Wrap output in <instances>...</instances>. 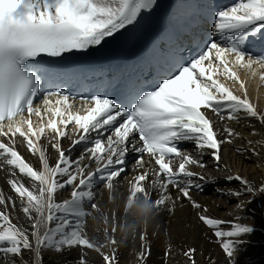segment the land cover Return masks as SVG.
I'll return each mask as SVG.
<instances>
[{
	"label": "snow or ice",
	"instance_id": "6c2138e0",
	"mask_svg": "<svg viewBox=\"0 0 264 264\" xmlns=\"http://www.w3.org/2000/svg\"><path fill=\"white\" fill-rule=\"evenodd\" d=\"M158 6V0H0V137L4 138L0 139V168L8 166L12 177L8 181L10 189L19 199L32 228L29 232L13 223L8 203L0 192V205L4 206L0 208L2 264H28L23 259L25 251L32 253L33 264H42L43 250L62 251L65 246L68 249L83 246L99 252L101 246L84 231L89 213L83 201L94 198L91 191L94 177L106 186L112 185L124 171L116 165L124 164L129 151L146 153L158 166L152 170L153 184L165 194L154 201L157 207L170 200L166 193L172 186L194 209L206 213L208 209L191 195L193 190L203 191L201 181L205 178L189 167L205 165L178 144L193 142L196 157L202 156L204 150H211L209 155L218 166L221 145L232 143L239 135L228 122L255 118L264 123V114H259L248 100L235 95L217 78L223 75L240 82L233 66L264 68V53L254 55L246 47L257 42L264 44V0H238L221 9H216L211 0H203L194 11L193 19L210 21V36L203 47L194 41L196 51L187 63L182 57H174L167 67L158 71L152 90H147L145 82L129 88L120 102L97 92L74 106L77 97L64 90L71 69L50 58L67 59L65 54L88 53L121 30L148 20ZM42 84L47 87L42 89ZM240 86L243 88V83ZM38 93L49 116L46 123L44 113L33 105ZM32 116L39 117L38 127H34ZM219 122H225L223 132L219 127L214 128ZM70 124L73 125L71 133L67 130ZM46 130L52 135L46 136ZM107 132L111 135L105 139ZM17 134L22 138L20 141L16 140ZM73 134L78 137L73 147L81 142L85 145L75 161L71 159V149H62L60 144L61 139H71ZM41 138L58 153L55 167L48 165L46 147H37ZM17 143L33 156L39 154L43 171L32 167L17 150ZM86 155L95 162L94 171L85 166ZM137 162L143 166L141 157H137ZM57 176L67 177L66 182L62 183ZM233 179L241 187L226 192L221 189V195L239 198L264 193V184L253 189L240 176L229 177V182ZM147 180L148 172L136 178L131 187L133 197L139 194L150 198L143 183ZM66 185H77L78 190L72 191L67 202L56 203L57 190ZM12 207H15L14 201ZM91 207L97 209L95 203ZM237 207L243 208L245 204L239 201ZM198 219L218 238L225 264H238V254L250 243L247 237L257 229L204 214H198ZM52 222L54 226L49 227ZM224 225L229 230H222ZM84 256L82 251L78 264H87ZM104 260L108 262L110 257L104 255Z\"/></svg>",
	"mask_w": 264,
	"mask_h": 264
},
{
	"label": "bare ground",
	"instance_id": "6f19581e",
	"mask_svg": "<svg viewBox=\"0 0 264 264\" xmlns=\"http://www.w3.org/2000/svg\"><path fill=\"white\" fill-rule=\"evenodd\" d=\"M234 71L240 82L233 81L229 86L227 78L224 84L228 85L235 95L248 100L259 114H264V80H260V74H250L246 70L238 69ZM240 83H243V88ZM224 123L219 122L215 127H219L223 132ZM228 124L239 135L233 138L232 143L221 145L223 153L218 166L214 159L210 158L211 150H204V154L200 157H196L194 150L189 152V155L199 158L205 165L203 168L189 167L193 172L200 173L205 178L201 181L204 184L203 191L193 190L191 195L193 200L208 209L206 213L202 209H194L187 199L179 196L178 191L169 186L166 194L170 196V200L158 207L160 215L156 222L146 231L138 233L134 240L130 239L126 246H121L118 242L119 234L113 229L118 228L122 222L124 204L130 196L133 197L131 187L136 182L137 176L115 178L111 186H106L103 181L94 177L91 188L94 198L92 201H83L85 211L89 213L85 217L84 231L90 240L95 241L97 246H101L100 251L86 249L83 246H73L70 249L65 246V250L62 251L43 250L42 264H78L82 251L85 253L84 259L87 264H225L226 257L222 251V245L218 242V238L214 237L213 230L199 221L198 214L255 227L257 230L247 237L250 243L247 244L246 250L238 254V264H264V193L245 194L236 198L221 195L220 192L221 189L226 192L230 189L238 190L241 187L235 179L229 182V177L240 176L247 180L253 189H258L264 184V123L255 118H243L239 123L228 122ZM50 135L52 133L46 130V136ZM21 139V137H16L17 141ZM42 141L46 143L43 142L41 147L38 142L37 147H46L48 165L55 167L58 153L45 138H42ZM67 145L65 149L70 147ZM16 148L35 170L43 171V163L39 159V154L33 156L20 143H17ZM80 155L81 152L71 151V159L74 161ZM204 158H210L211 161L203 162ZM84 163L89 171L95 170V163L90 161L87 155ZM214 167L217 169L210 170ZM205 168L207 170H204ZM145 172H148V180L143 182L144 186L150 193V199L155 201L165 193H161L159 188L154 186L153 171L145 168L143 174ZM11 178L8 166L0 168V192H3L8 203V212L13 223L31 232V222L23 213L16 194L10 189L8 181ZM56 179L64 183L67 177L57 176ZM25 184L28 186L27 178H25ZM77 185H66L58 189L55 202L65 203L70 200L72 191L78 190ZM9 197L12 199L9 200ZM13 201L15 207H12ZM239 201H242L245 207L238 208ZM92 203L97 205V209L91 207ZM3 207L0 205V208ZM131 218L129 215L128 219ZM52 226L54 222L49 225V227ZM222 230H229V228L224 225ZM113 236L116 239H111ZM30 239L34 243V238L30 237ZM190 249L194 251L185 255ZM104 255L110 257L108 262H105ZM23 259L28 264H33L31 252L25 251Z\"/></svg>",
	"mask_w": 264,
	"mask_h": 264
},
{
	"label": "clouds",
	"instance_id": "9594fccd",
	"mask_svg": "<svg viewBox=\"0 0 264 264\" xmlns=\"http://www.w3.org/2000/svg\"><path fill=\"white\" fill-rule=\"evenodd\" d=\"M131 215V219H128ZM160 215L159 208L150 198L137 194L134 198L129 199L124 204V217L118 228L114 232L119 234V243L126 246L130 239L134 240L138 233L149 229ZM111 239H116L113 236Z\"/></svg>",
	"mask_w": 264,
	"mask_h": 264
},
{
	"label": "rangeland",
	"instance_id": "374dc122",
	"mask_svg": "<svg viewBox=\"0 0 264 264\" xmlns=\"http://www.w3.org/2000/svg\"><path fill=\"white\" fill-rule=\"evenodd\" d=\"M223 153V149H221V151H220V156H222L221 154ZM215 169H217V167H214V169H210V170H215ZM204 170H207V168H205Z\"/></svg>",
	"mask_w": 264,
	"mask_h": 264
}]
</instances>
